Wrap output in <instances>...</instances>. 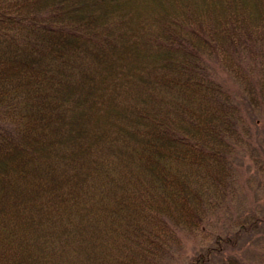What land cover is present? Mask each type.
Listing matches in <instances>:
<instances>
[{"label": "trees", "instance_id": "trees-1", "mask_svg": "<svg viewBox=\"0 0 264 264\" xmlns=\"http://www.w3.org/2000/svg\"><path fill=\"white\" fill-rule=\"evenodd\" d=\"M256 179L264 0H0V264H264Z\"/></svg>", "mask_w": 264, "mask_h": 264}, {"label": "rangeland", "instance_id": "rangeland-1", "mask_svg": "<svg viewBox=\"0 0 264 264\" xmlns=\"http://www.w3.org/2000/svg\"><path fill=\"white\" fill-rule=\"evenodd\" d=\"M252 186L249 187V195L255 193V191L258 193V195H264V188H262L261 186H257L258 185V180H255V184L254 182L251 184ZM258 191H257V190ZM259 196V197H260ZM199 249V243L197 241V239L193 238V237H188L185 236V244L183 245L182 251L183 253L181 254L180 258L177 259L175 261V264H186L189 260V258L195 254L197 252V250Z\"/></svg>", "mask_w": 264, "mask_h": 264}]
</instances>
